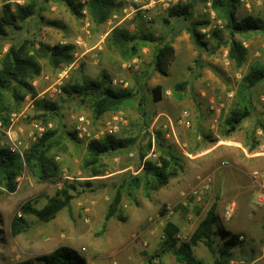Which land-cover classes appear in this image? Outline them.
<instances>
[{"label":"rangeland","instance_id":"rangeland-1","mask_svg":"<svg viewBox=\"0 0 264 264\" xmlns=\"http://www.w3.org/2000/svg\"><path fill=\"white\" fill-rule=\"evenodd\" d=\"M10 1L13 5L35 3L38 13L20 23L22 30H10L9 36L2 39L4 52L11 44L25 39L50 46L72 44L75 48L73 62L57 70L47 60L40 61L43 72L33 82L37 97L27 96L21 110L12 115L17 137L28 141L30 133L37 132L35 125L45 127L46 132L57 130L63 137L66 132L78 134L82 124L86 133L76 140L66 136L51 152L61 167L62 178L58 182H41L26 170L17 179L15 193H7L0 187V264L35 259L61 246L77 250L86 264H150V261L177 264L172 254L157 256L166 223L178 224L181 239L188 241L213 203L218 205L219 229L244 236L242 244L231 251L227 264L232 261L264 264V194L257 195L252 179V173L264 169V164L249 158V144L257 143L255 149L264 146L262 133H254L258 123H264V83L253 90L255 111L243 123L245 136L242 130L230 138L221 133V115L232 107L234 93L250 65L262 58L263 36L252 33L232 37L213 10L212 0H200L194 18L209 20V25L200 32L210 46L218 41L224 43L214 55L195 46L188 31L190 20L168 17L172 6L188 0H123V8L101 25L95 24L86 10L81 17L73 16L63 0ZM166 3L171 6L164 9ZM2 7L0 0V15ZM247 15L264 18V0L240 2L238 18ZM139 23L146 33H152L155 41L137 57L124 61L108 48V37L115 27L134 32ZM214 31L218 37H213ZM232 38L241 41L249 51L246 63L239 69L228 59ZM167 45L173 54L163 75L156 70L154 52L156 47ZM199 54L201 67L195 63ZM104 75L109 87L134 89L138 96L132 107L94 120L92 110L66 96L62 87L68 81L102 80ZM181 81L189 82L183 101L172 93L173 86ZM158 86L161 100L155 101L152 90ZM224 87L227 89L221 94ZM141 99L144 100L139 105ZM38 100L54 102L59 107L58 118L41 119L43 112ZM159 131L163 132L165 144L180 157L183 171L168 186L153 191L150 198L142 192L126 195L121 206L125 220L111 219L103 231L114 186L126 175L140 173L144 161H157L160 151L155 139ZM106 134L136 137L138 141L126 151L104 156L101 162L104 173L92 176L83 169L86 146L91 139ZM150 139L152 147L148 151ZM4 140L5 136L0 135V146ZM142 152L146 155L144 159ZM208 181L209 188L204 189ZM65 183L74 187L70 209L62 210L49 223L27 216L26 231L12 235L11 221L19 215L23 204L32 203L41 209ZM230 204L235 205L234 213L226 217L224 213ZM225 239L217 234L216 245H222ZM195 254L205 264H214L215 255L205 245L195 247Z\"/></svg>","mask_w":264,"mask_h":264},{"label":"trees","instance_id":"trees-1","mask_svg":"<svg viewBox=\"0 0 264 264\" xmlns=\"http://www.w3.org/2000/svg\"><path fill=\"white\" fill-rule=\"evenodd\" d=\"M66 2L71 14L81 17L84 10L91 20L97 24H105L123 6V0H63ZM200 0H188L185 4L172 6L168 10V17L190 20L188 31L195 46L201 50H207L214 55L224 45L218 41L215 45H209L205 35L200 29L209 25V20L195 19V6ZM206 1V0H204ZM213 10L221 18L224 28L232 37L235 35H249L259 33L264 38V18L255 15H247L241 19L237 13L240 7L239 0H212ZM35 3L13 5L10 0H3L2 14L0 15V122L8 127L11 125L13 113L19 112L27 96L37 97L38 91L34 80L41 76L43 66L41 60L45 59L51 68L57 70L63 65H69L74 60V46L72 44H56L54 46L38 43L31 39H25L21 43L11 44L7 51L4 50L3 38L9 36L10 30H22L20 23L26 22L37 14ZM213 37H218L216 31ZM155 39L152 33H146L139 23L134 32L127 28L115 27L108 37V48L118 53L124 61L132 60L140 55L141 51ZM248 48L234 38L229 43L228 59L237 69L247 61ZM173 49L167 45L163 48L156 47L154 52V64L156 70L165 74L168 59L172 56ZM195 63L201 67V54L195 59ZM264 83V53L262 58L250 65L249 71L241 79L234 93L232 107L221 116V133L223 137L230 138L236 133L242 123L250 118L255 111L253 90ZM188 81L176 83L172 88L173 96L183 101L186 98ZM146 88V87H145ZM155 101L161 100L160 87L153 88ZM62 92L71 99L87 105L92 110L94 120L101 119L105 114L118 112L124 108L132 107L137 99L138 91L130 88L114 89L108 86L107 76L102 80L68 81L62 87ZM141 99L139 105H141ZM38 107L43 112L39 117L45 121L57 119L59 107L48 100H38ZM262 132L264 141V123L256 126ZM72 140L78 139V134L66 132L63 137L57 130L46 132L43 137L32 143L22 158L7 147L0 146V187L7 193H15L18 188L17 179L28 170L41 182H58L62 178L60 164L51 156L54 148L61 145L65 137ZM136 137H117L114 134H106L100 138L91 139L86 146V157L83 169L98 176L104 173L102 160L106 155L126 151L137 143ZM160 151L157 161L146 160L142 164V171L138 174H129L114 187V195L108 206L103 231L111 219L125 220L121 209L126 195L134 193L142 194L150 198L153 191H158L170 184L171 180L179 177L184 167L180 157L172 147L164 142L163 132H157L155 139ZM257 143L249 144V150L253 151ZM152 147L149 140L148 151ZM142 152L141 158H145ZM74 187L65 183L61 191L48 198L47 203L41 208H36L32 203H25L20 207L21 215H15L11 221L12 235H18L26 231L27 216H35L40 222L49 223L64 209H70L73 200L71 190ZM186 211V208H184ZM220 216L217 203H213L200 221L190 239L183 240L180 237L181 228L173 221H168L163 229L162 241L158 250V257L164 254L174 255L177 264H205L195 254V247L205 245L213 255L214 264H227L231 251L238 245L239 235L231 234L220 228ZM220 234L226 239L222 245H216V235ZM1 244V242H0ZM17 264H86V259L74 248L69 246L58 247L50 254L38 256L35 259L25 260ZM150 264H153L150 261Z\"/></svg>","mask_w":264,"mask_h":264},{"label":"built area","instance_id":"built-area-1","mask_svg":"<svg viewBox=\"0 0 264 264\" xmlns=\"http://www.w3.org/2000/svg\"><path fill=\"white\" fill-rule=\"evenodd\" d=\"M136 2L138 0H135ZM170 1H174L176 2L177 0H170ZM211 1V0H210ZM241 3L245 2V0H239ZM209 5H211V2H209ZM149 7L152 6V4L148 5ZM171 5L170 3H166L164 4L163 8L167 9L169 8ZM146 7V6H145ZM133 11H136L133 9ZM145 17V15H144ZM63 44V43H61ZM262 101L264 102V97H262ZM83 121V120H81ZM82 125V124H81ZM79 125L78 127V135L80 138H83L85 133H86V128L83 126ZM13 119H12V124L9 127H5L1 122H0V135L5 136L6 140L2 141V147H7L8 149H10L12 152L19 154L22 158L25 155V152L28 150L29 146L32 143L38 142L43 135L46 133V128L42 127V126H38L35 125V127L37 128V132L36 131H32L29 135V140L28 141H23L22 139H20L19 137H17L16 132L13 130ZM262 148H264V146H262ZM252 179L254 183H262L264 184V171H254L252 173ZM209 181L206 182L203 186L204 189H208L209 188ZM197 194V192L195 193ZM199 197H201L199 195ZM234 204H230L227 208L226 211L224 213V215L226 217H231L232 214L234 213ZM19 215H21V213H19ZM244 240V236L239 237V241H243ZM232 264H243L244 262H235L232 261ZM93 264V263H92ZM112 264H118L117 262H113Z\"/></svg>","mask_w":264,"mask_h":264},{"label":"crops","instance_id":"crops-1","mask_svg":"<svg viewBox=\"0 0 264 264\" xmlns=\"http://www.w3.org/2000/svg\"><path fill=\"white\" fill-rule=\"evenodd\" d=\"M154 48H155V46H154ZM154 48H152V49H154ZM218 62V59H216V63ZM218 64V63H217ZM219 69H221L220 67H218ZM225 89H227V87H224V88H222L221 89V94L223 93V91L225 90ZM232 94V93H231ZM230 93H229V96H232ZM201 95L202 96H205V93H201ZM221 97H219V98H217V99H220ZM214 101V99L213 98H211V102H213ZM223 103H222V105H219V107H223ZM244 123V122H243ZM242 123V125H241V127H240V129L237 131V132H239L240 130H242L243 131V135L245 136V132H247L246 131V129H243L244 127H243V124ZM13 128V127H12ZM236 132V133H237ZM236 133H234V134H236ZM257 133L258 134H261L262 132L260 131V130H258L257 131ZM233 134V135H234ZM232 135V136H233ZM231 136V137H232ZM5 140H6V138H5ZM243 148V150H246V148H244V147H242ZM249 158H251L255 163H263L264 164V148H262V147H260V149H255V150H253V151H251L250 153H249ZM255 171H264V169H256ZM253 187H254V191L257 193V195H263L264 194V184H262V183H254L253 182Z\"/></svg>","mask_w":264,"mask_h":264}]
</instances>
